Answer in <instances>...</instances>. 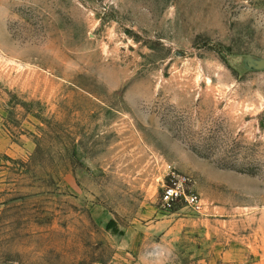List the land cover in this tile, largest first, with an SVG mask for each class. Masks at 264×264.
<instances>
[{
  "label": "rangeland",
  "instance_id": "1",
  "mask_svg": "<svg viewBox=\"0 0 264 264\" xmlns=\"http://www.w3.org/2000/svg\"><path fill=\"white\" fill-rule=\"evenodd\" d=\"M247 58L264 0H0V264H264Z\"/></svg>",
  "mask_w": 264,
  "mask_h": 264
},
{
  "label": "built area",
  "instance_id": "2",
  "mask_svg": "<svg viewBox=\"0 0 264 264\" xmlns=\"http://www.w3.org/2000/svg\"><path fill=\"white\" fill-rule=\"evenodd\" d=\"M169 180L164 183L162 206L171 211L177 205L183 204L194 212L204 211V203L199 194L193 190L192 179L184 174L169 173Z\"/></svg>",
  "mask_w": 264,
  "mask_h": 264
},
{
  "label": "water",
  "instance_id": "3",
  "mask_svg": "<svg viewBox=\"0 0 264 264\" xmlns=\"http://www.w3.org/2000/svg\"><path fill=\"white\" fill-rule=\"evenodd\" d=\"M246 64L253 70H264V58H247Z\"/></svg>",
  "mask_w": 264,
  "mask_h": 264
}]
</instances>
